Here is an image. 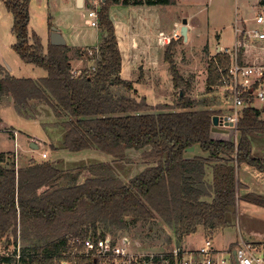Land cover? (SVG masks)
<instances>
[{
  "label": "trees",
  "instance_id": "16d2710c",
  "mask_svg": "<svg viewBox=\"0 0 264 264\" xmlns=\"http://www.w3.org/2000/svg\"><path fill=\"white\" fill-rule=\"evenodd\" d=\"M2 1L13 17L12 49L47 74L33 79L0 72V102L11 98L15 112L28 119L47 105L53 120L44 126L62 131L61 143L50 145L53 150L97 149L111 156L129 178L105 161L79 169H67L56 159H30L16 166L11 151H0V246L19 236L25 264H97L92 256L79 253L81 242L71 240L127 236L136 225L160 222L172 227L181 241L199 226L207 236L235 226L238 198L264 207L263 194L240 195L246 186L237 177L242 164L264 171V147L257 150L261 156L253 152L260 142L254 138H264L261 108L242 110L232 127L236 138L213 132L211 117L221 113L191 96L193 77L185 78L176 67L172 42L164 49V60L178 90L175 105L155 106L136 98L133 82L120 76L122 55L107 13L110 4L162 6L176 0H105L97 25L103 37L93 50L98 60L93 69L84 66L77 72L71 68L67 44L44 48L41 37L29 33L30 0ZM259 4L264 6V0ZM227 64L228 57L220 52L210 58L209 90L217 86L220 68ZM194 145L208 155L186 157L185 150ZM131 151L139 152L142 167L129 174L118 162H135L127 156ZM6 260L0 256V264ZM169 260L175 263L171 255Z\"/></svg>",
  "mask_w": 264,
  "mask_h": 264
},
{
  "label": "rangeland",
  "instance_id": "374dc122",
  "mask_svg": "<svg viewBox=\"0 0 264 264\" xmlns=\"http://www.w3.org/2000/svg\"><path fill=\"white\" fill-rule=\"evenodd\" d=\"M258 2L259 0H176L175 4L162 6L145 5L143 8L139 7V9H133L129 4L111 3L107 13L113 23L114 33H116L119 42L118 48L122 53L121 68L123 77L132 80L136 89L135 97L138 99L144 97L146 102L155 106L165 103L175 105L177 103L178 90L174 88L171 82V74L164 60V49L172 42L173 59L176 67L179 68L180 73L185 78L193 77V81L195 78V82H193L194 90L191 96L198 100L203 99L207 101V105L203 107L208 106L217 112L219 111L221 114L223 111H227L231 102L230 96L224 97L223 92L219 91V88L216 87L209 90L206 84L208 63L214 52L208 48L205 49L203 43L209 40V42L216 44V33H219L221 34L219 45L232 44L236 36L234 30L235 21L241 26L243 20L248 24V29H251L255 26L254 17L256 13L261 12L264 14V6H261ZM101 7L102 4L99 5L98 12ZM29 11L30 20L28 29L30 34L35 32L46 43L49 27L56 26L65 35L69 45L74 47L87 46V49L82 50L86 54L82 55L81 59L83 61L81 66L85 65L87 68H94L98 55L97 53H93V50H95L93 45L99 41L100 37L97 34L99 28L96 26L92 27L89 24L86 7H71L69 4L64 3L63 0H30ZM184 17L187 18L188 23L191 24L192 22V29L195 31L196 39L191 44L189 42L186 44V40L184 41L182 35L179 38L173 37L174 31L180 29L181 21ZM145 19L151 23L149 32L154 34L156 29L157 35L146 34L148 25L144 27L140 25L142 22L145 23ZM174 22H177L175 27L172 26ZM12 23V14L8 12L5 4L0 1V72L2 74L9 73L15 77H29L33 79L45 76L47 74L46 70L24 62L12 49V44L15 42V37L11 30ZM133 40L138 42V49L131 45ZM248 47L250 50L247 56L251 60L260 49L255 44L248 45ZM77 54L75 51H69L71 59ZM146 54L152 61L147 57L142 58ZM75 65L76 60L71 63V68L74 71L80 68H75ZM2 107L0 119L2 123L5 121V124H0L2 125L1 127L10 129V126H7V124H12L13 128L18 130L17 136L20 135L17 143L23 144L24 148H26L25 150H33L31 154L34 158L38 160H59V165H63L67 169L85 168L92 163L105 161L117 173L129 178V175L126 176L120 173L116 161L111 156L97 149L73 153L61 148L58 151L59 154L55 156V150L50 145L61 143L62 131L59 128L48 125L44 126L47 122L53 120L47 105L40 106L41 110L34 119L20 117L13 108H10L7 101L3 102ZM261 117L264 118V112L261 113ZM234 131L232 128L228 137L236 138ZM214 136L218 138L219 135ZM42 140H45L47 143L42 144ZM254 140L256 143L260 141L264 144V138H254ZM32 143L37 144L38 147H32ZM13 145L14 142L12 140L9 141L4 136L0 137L1 149L13 148ZM260 148L258 146L255 148L256 153L254 155H263L257 151ZM41 152L47 153V158H43ZM18 153L20 154V160H18L20 162L28 156L21 149L20 145ZM127 156L129 159H134L135 162L129 163L127 160L118 162L123 167L121 170L131 174V172L139 170L142 167V159L139 152L131 151ZM242 166L251 171H258L247 165ZM86 175L87 173L84 172L83 176ZM262 175L264 176V173ZM248 178L250 179L251 177L248 176ZM256 179L254 177L253 182ZM252 187H254V190L264 193V177L260 179L257 186L254 184ZM239 205L241 229L243 231L249 230V232L261 235L259 237H262L264 235V208L243 201H239ZM136 226L133 228L132 233L127 234V237L130 240H135L143 250L163 251L173 247V238H169L171 243L167 240L168 235H173L171 234L172 232L170 230L164 232L159 223H152L151 225L139 224ZM150 226L152 227L149 230ZM235 232H237L236 228L220 230V232L213 235L212 241H214L216 246L221 247L222 244L228 242L232 233ZM110 236L114 237L113 235ZM192 238L196 242L195 246L205 243L204 238L200 234H194ZM187 240L188 238L184 242L186 243Z\"/></svg>",
  "mask_w": 264,
  "mask_h": 264
},
{
  "label": "built area",
  "instance_id": "2783aa9c",
  "mask_svg": "<svg viewBox=\"0 0 264 264\" xmlns=\"http://www.w3.org/2000/svg\"><path fill=\"white\" fill-rule=\"evenodd\" d=\"M105 0H86L87 16L91 26L98 25V7ZM256 27L250 30H242L235 27L236 37L232 47L220 51L228 57V66L220 68V76L216 88L223 92L224 97L230 96L229 109L220 115H225L233 125L237 124L238 116L247 107L258 109L264 106V14L257 12L254 17ZM180 29L175 30L173 37H181ZM167 40V39H165ZM255 44L260 51L250 60L247 56L248 45ZM243 48V53L241 50ZM216 54L211 58L215 59ZM262 109V108H261ZM16 136V131L6 130ZM43 158L47 153H41ZM12 158L18 165V145L14 142ZM72 243L83 244L79 253H85L94 258L97 264H156L163 260L162 264H170L169 255L173 257L174 264H264V253L255 254L257 246L248 240L239 238L233 257H219L214 255L210 240H205L203 246L197 251L183 250L173 243V247L163 251H145L135 241L127 236L112 237L110 235L98 238L86 237L85 239H73ZM21 240L18 236L16 242L7 247L0 246V256L8 257L4 264H25L21 256ZM78 248L75 247L74 251ZM74 253L72 252V255ZM159 256V259L156 257ZM60 264H71L65 260Z\"/></svg>",
  "mask_w": 264,
  "mask_h": 264
},
{
  "label": "crops",
  "instance_id": "0c3cea01",
  "mask_svg": "<svg viewBox=\"0 0 264 264\" xmlns=\"http://www.w3.org/2000/svg\"><path fill=\"white\" fill-rule=\"evenodd\" d=\"M0 1H2V0H0ZM3 2V1H2ZM63 2L64 3H67V4H69V6H73V7H78V8H83V7H86V0H83V6H78V2H77V0H63ZM4 3V2H3ZM259 3V2H258ZM130 6H132L133 7V9H139V7L140 8H143V6H145V5H147V4H141V5H131V4H129ZM149 6H151V5H149ZM146 18V17H145ZM140 21V20H139ZM140 23H141V21H140ZM148 23V24H147ZM191 24H192V22H191ZM190 23H187V31H188V37H187V40H186V44L189 42L190 44L191 43H193L194 41H195V39H196V37H195V31H194V29H192V25H191ZM141 27H144V26H146V25H148V27H147V31H146V34L147 33H149V34H152L151 32H149V27H150V25H151V23H150V21H147L146 19H145V23L144 22H142L141 24ZM177 25V22H174V24H172V26H176ZM255 26L254 27H256V24H254ZM181 26V25H180ZM93 27V26H92ZM235 27H238V28H240V29H242V30H250V29H248V24H246V22L245 21H243L242 20V23H241V26H239L237 23H236V21H235V24H234V28ZM254 27H252V28H254ZM55 28L57 29V30H59L56 26H55ZM174 29V28H173ZM191 30V31H190ZM193 30V31H192ZM59 32H60V34L61 35H63L62 33H61V31L59 30ZM155 33L154 34H152V35H157V33L158 32H156V29H155V31H154ZM100 33V31L98 30V32H97V34H98V37H100L99 38V41H98V43H96L95 45H93V47H96L97 45H99V43L101 42V40H102V37H103V35H101V34H99ZM162 33H164V32H162ZM145 34V35H146ZM161 34V33H160ZM63 37L65 38V44H67L68 45V47L70 48V50L69 51H75V52H77L78 54L80 53H82L83 51V49H87V46H85V47H83V46H79V47H74V46H71V45H69L68 43H67V40H66V37H65V35H63ZM236 37V36H235ZM235 37H234V40H235ZM220 38H221V34H219V33H216V39H217V42H216V44H213V43H211V42H209V40H206L203 44H204V46H205V49H210V50H212L213 52H214V54H216L217 52H220L222 49H225V48H230V47H232V45H233V43L232 44H230V45H225V46H221V45H219V40H220ZM42 39V38H41ZM185 41V40H184ZM234 42V41H233ZM42 43H43V46H44V48H47V46H48V44H51V35H50V28L48 29V32H47V40H46V43H44V41L42 40ZM117 43H119L118 42V38H117ZM131 45L132 46H134L136 49H138V47H139V44H138V42L136 41V40H133L132 42H131ZM93 47H88V48H93ZM79 50V51H78ZM250 50V49H249ZM68 51V52H69ZM249 52V51H248ZM69 54V53H68ZM76 55L75 57H73L72 59L70 58V61H71V63H72V61H74V60H76V65H75V68L76 67H80V68H77L76 69V71H80L81 70V68H83L84 66H81V64H82V55L80 56V55ZM121 55H122V53H121ZM70 56V55H69ZM148 55L146 54V55H143V57L142 58H146ZM148 58V57H147ZM74 59V60H73ZM122 59H123V57H122ZM148 59H150V58H148ZM151 60V59H150ZM152 61V60H151ZM86 67V66H85ZM89 67V66H88ZM121 67H122V60H121ZM74 68V69H75ZM141 72H143L142 70H141ZM120 76L123 78V79H126L125 77H123V73H122V68H121V72H120ZM126 80H128V79H126ZM130 80V79H129ZM132 81V80H131ZM193 82H195V78H194V81ZM194 84V83H193ZM6 99V100H5ZM4 101H7V103H8V105L10 106V108H13V105H12V99L11 98H9V97H4V98H2V100H1V102H0V107H2V104H3V102ZM4 107V106H3ZM3 107L2 108H0V110L1 109H3ZM6 108H8V107H6ZM261 112H264V106H261ZM223 113H226V112H224L223 111ZM4 123H2V121H1V119H0V124H5V121H3ZM9 124V123H8ZM7 124V126H10V129L9 128H3V127H1L2 125H0V137L1 136H4L6 139H8L9 141H11L12 140V142H18L19 141V136L20 135H18L17 136V134H18V130L16 129V128H13V126H12V124L11 125H8ZM3 128V129H2ZM6 130H14V131H16V136H15V138H14V134L12 133V132H9V131H6ZM218 133H222L225 137H227V138H229L228 136H229V133H230V131L229 132H218ZM43 143H47V142H45V140H42V144ZM259 143V144H258ZM256 145L254 144V148H253V152H254V150H255V148L258 146V147H261V148H263L264 147V144L263 143H261V142H258ZM17 145H18V148H19V145H20V147H21V149L25 152V153H27V157H26V159H24V160H22L21 162L20 161H18V162H20V163H18V165H25L30 159H35V160H38V159H36V158H34V156H32V152H33V150L31 151V149H28V150H25L26 148H24V146H23V144H18L17 143ZM12 149L13 148H8V149H6V150H3V149H1L0 148V151H3V152H12ZM58 151L59 150H55V156H57L59 153H58ZM42 153V152H41ZM184 154L186 155V157H194V156H201V155H203V156H207L208 154L207 153H205V152H203V151H201L200 150V148H199V146L198 145H194V146H192V147H190V148H187L186 150H185V152H184ZM19 157H20V154L18 153V160H20L19 159ZM47 158V157H46ZM242 165H247V164H242ZM242 165H240V167L237 169V177H238V179L241 181V183H243L246 187L245 188H242L241 190H240V195H243L244 193H246V192H257V193H260V194H263L264 195V193L263 192H261V191H257V190H254V187H252V186H254V184H256V186L258 185V183H259V181H260V179H262V177H264L263 175H262V173H264V171H260V170H258V171H251L250 169H247L246 167H243ZM247 166H249V165H247ZM250 167V166H249ZM252 168V167H251ZM254 169V168H253ZM257 170V169H256ZM210 171V173H209V175H208V178L209 179H211V177H212V172H211V170H209ZM248 176H250L251 178L249 179L248 178ZM254 177H256L257 179L255 180V182H253V180H254ZM257 189H259L258 187H256ZM260 190V189H259ZM239 201H243V202H246L245 200H243L242 198H238V201H237V211H238V215H237V218H236V221H235V226H233V227H225V228H221L220 230H225V229H228V228H236V230H237V232H235V233H232V235H231V237H230V239L228 240V242L227 243H225V244H222V246L221 247H219V246H216V244L214 243V241H212V239H213V235L215 234V233H217V232H220V230H218L217 232H215L214 234H212V235H209V236H207L206 235V233H205V231H204V228L203 227H201V226H199L198 227V229H197V231L195 232V233H192V234H189V235H186V237H184L181 241H177L176 240V238H175V235H174V229L172 228V227H170V226H166V225H164V224H161L160 222H159V224L162 226V228L164 229V232H167V230H170V232H172L171 234H173L172 236L171 235H169V236H171L170 238L172 239V242H174V243H176L177 245H179L183 250H188V251H197L201 246H203L201 243L199 244V246H195L194 244L196 243L195 241H194V238H192V236L194 235V234H200V236H202L203 238H204V240H210L211 242H212V246H213V254L214 255H217V256H219V257H230V258H232L233 257V254H234V250H235V247L237 246V243H238V239L239 238H242V239H245V240H248V241H251V242H253L256 246H257V250H256V252H255V254H257V255H261V254H263L264 253V235L262 236V237H259V236H261V235H256V234H254V233H251V232H249V230L248 231H243L242 229H241V223H240V221H241V215H240V205H239ZM248 203V202H247ZM251 204V203H250ZM264 208V207H263ZM240 215V216H239ZM244 215V214H243ZM188 238V240H187V242L185 243L184 241H186V239ZM174 240V241H173Z\"/></svg>",
  "mask_w": 264,
  "mask_h": 264
},
{
  "label": "water",
  "instance_id": "95a60500",
  "mask_svg": "<svg viewBox=\"0 0 264 264\" xmlns=\"http://www.w3.org/2000/svg\"><path fill=\"white\" fill-rule=\"evenodd\" d=\"M78 6H83V0H77ZM187 23L188 20L186 17L182 18L180 32L184 38L187 40L188 31H187ZM50 35H51V44L58 45V44H65V38L63 35L60 34L59 30H57L54 26L50 27ZM212 131L215 133L218 132H228L229 128L234 127L233 122L229 121L225 115H213L212 117ZM32 147L37 148L38 145L32 143ZM67 264V263H65Z\"/></svg>",
  "mask_w": 264,
  "mask_h": 264
}]
</instances>
